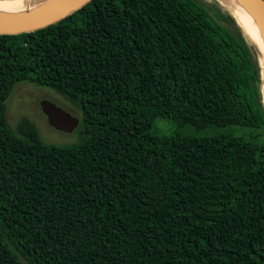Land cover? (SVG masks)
Listing matches in <instances>:
<instances>
[{
	"label": "trees",
	"instance_id": "obj_1",
	"mask_svg": "<svg viewBox=\"0 0 264 264\" xmlns=\"http://www.w3.org/2000/svg\"><path fill=\"white\" fill-rule=\"evenodd\" d=\"M19 83L78 110L76 143L8 124ZM263 85L218 0H90L0 34V264H264Z\"/></svg>",
	"mask_w": 264,
	"mask_h": 264
},
{
	"label": "rangeland",
	"instance_id": "obj_2",
	"mask_svg": "<svg viewBox=\"0 0 264 264\" xmlns=\"http://www.w3.org/2000/svg\"><path fill=\"white\" fill-rule=\"evenodd\" d=\"M25 2H38V0H23ZM42 100H48L55 105L63 108L72 117H75L81 121L78 110L73 108L66 100L53 90L47 87L35 86L27 83L17 84L8 99L6 100V116L7 122L11 127H14L21 116L28 117L37 127L41 139L48 144L53 145H71L78 141V130H74L71 133H64L56 131L51 128L45 115L41 112L40 102ZM175 126L172 121L168 119H159L154 124V130L159 135L169 136L174 132ZM185 133L194 132V128L191 126H183L181 128ZM229 129L220 130H207L202 135L210 136L218 133L229 131ZM240 133V132H238Z\"/></svg>",
	"mask_w": 264,
	"mask_h": 264
},
{
	"label": "water",
	"instance_id": "obj_3",
	"mask_svg": "<svg viewBox=\"0 0 264 264\" xmlns=\"http://www.w3.org/2000/svg\"><path fill=\"white\" fill-rule=\"evenodd\" d=\"M88 1L90 0H53L22 16L0 15V34H20L46 27L66 17L75 10H78ZM241 1L257 18L264 32V0ZM225 8L230 12L226 6ZM248 39L256 49L249 36ZM39 105L41 112L47 119L48 125L54 130L64 133H71L79 126V120L77 118L72 117L71 114L54 103L48 100H42Z\"/></svg>",
	"mask_w": 264,
	"mask_h": 264
},
{
	"label": "bare ground",
	"instance_id": "obj_4",
	"mask_svg": "<svg viewBox=\"0 0 264 264\" xmlns=\"http://www.w3.org/2000/svg\"><path fill=\"white\" fill-rule=\"evenodd\" d=\"M51 1L53 0L30 3L23 0H0V15L22 16ZM219 1L230 10L241 25L245 35L249 36L254 43L264 79V32L259 21L241 0Z\"/></svg>",
	"mask_w": 264,
	"mask_h": 264
}]
</instances>
